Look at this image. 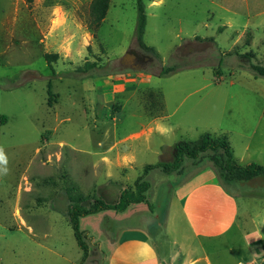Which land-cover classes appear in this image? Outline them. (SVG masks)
<instances>
[{
  "label": "rangeland",
  "instance_id": "374dc122",
  "mask_svg": "<svg viewBox=\"0 0 264 264\" xmlns=\"http://www.w3.org/2000/svg\"><path fill=\"white\" fill-rule=\"evenodd\" d=\"M141 1L142 41L153 53L137 42V0H110L97 29L91 0H0V264H78L71 204L115 202L145 165L172 162L179 141L223 136L234 161L264 166V78L250 69L264 66V0ZM129 50L150 60L124 68ZM45 54L57 58L49 64ZM87 62L95 66L77 70ZM168 67L175 71L160 75ZM208 155L178 173L149 171L145 203L81 217L83 264H98L136 231L148 244L171 242L176 225L194 255L178 199L205 181L234 198L244 236L205 241L211 262H236L229 242L250 255L239 258L245 264H264V178L226 182Z\"/></svg>",
  "mask_w": 264,
  "mask_h": 264
},
{
  "label": "crops",
  "instance_id": "0c3cea01",
  "mask_svg": "<svg viewBox=\"0 0 264 264\" xmlns=\"http://www.w3.org/2000/svg\"><path fill=\"white\" fill-rule=\"evenodd\" d=\"M5 123V117L1 116L0 125ZM248 149L247 143L243 150ZM248 182L250 181L242 183ZM178 206L179 217L184 222L187 232L192 233L198 248L194 255L191 256L190 253L188 235L186 236L183 228L176 225L173 231L180 235L173 237L171 242L157 239L154 244H148L147 236L136 231L133 238L116 243L108 257L101 254V261L98 264H213L204 247L205 241L215 242L214 239L229 234L234 235L236 242L244 240L241 228L237 224L234 198L218 183L205 181L191 187L178 199ZM226 244L228 246L226 251L235 255L236 262L233 264H245L241 259L247 260L250 255L242 258L239 254H234V246L229 242ZM245 250L249 251L247 244Z\"/></svg>",
  "mask_w": 264,
  "mask_h": 264
},
{
  "label": "trees",
  "instance_id": "16d2710c",
  "mask_svg": "<svg viewBox=\"0 0 264 264\" xmlns=\"http://www.w3.org/2000/svg\"><path fill=\"white\" fill-rule=\"evenodd\" d=\"M109 3L110 0H91L89 6V28L97 29L100 26L108 11ZM137 7L139 12L137 42L141 48L153 53L152 48L147 47L142 41L146 24V15L141 0H137ZM249 41L250 40H247L245 46H249ZM233 53H235V51H233ZM236 53L238 52L236 51ZM247 55L250 57L253 56V54ZM44 58L50 64L57 58V55L45 54ZM94 66L95 63L87 62L83 68H78L77 70L86 71ZM250 69L256 76L264 78V66L251 64ZM174 71V67L164 68L161 69L160 75H168ZM174 150L175 152L172 162H160L157 164L145 165L143 168V174L135 180L133 189L127 187L120 188L115 202H106L101 199H96L86 205V198H81V200H76L71 204L67 211V217L77 246L82 252L81 260L78 264H83L88 257V245L85 242L84 232L79 229V219L81 217L97 214L103 211L121 213L131 205L145 203V193L149 189L150 185L146 180H144V178L151 170L159 169L165 174H171L174 172L178 173L182 170L183 163L186 159L196 161L205 153H209V160L217 169L220 177L226 182H247L257 177L264 178V166L256 163L241 165L233 160L230 145L223 136L216 138L210 134H204L200 137V139L194 142L179 141L176 143ZM82 202L84 203L82 204Z\"/></svg>",
  "mask_w": 264,
  "mask_h": 264
},
{
  "label": "water",
  "instance_id": "95a60500",
  "mask_svg": "<svg viewBox=\"0 0 264 264\" xmlns=\"http://www.w3.org/2000/svg\"><path fill=\"white\" fill-rule=\"evenodd\" d=\"M135 60H136V55L130 51H127V53L120 59L119 63L124 68L138 69L137 66L134 64Z\"/></svg>",
  "mask_w": 264,
  "mask_h": 264
},
{
  "label": "flooded vegetation",
  "instance_id": "af4514ba",
  "mask_svg": "<svg viewBox=\"0 0 264 264\" xmlns=\"http://www.w3.org/2000/svg\"><path fill=\"white\" fill-rule=\"evenodd\" d=\"M129 51L136 55V60L134 61V64L137 66V68L143 67L150 60V58L144 54H141L134 50Z\"/></svg>",
  "mask_w": 264,
  "mask_h": 264
},
{
  "label": "clouds",
  "instance_id": "9594fccd",
  "mask_svg": "<svg viewBox=\"0 0 264 264\" xmlns=\"http://www.w3.org/2000/svg\"><path fill=\"white\" fill-rule=\"evenodd\" d=\"M0 163H6V156L2 148H0Z\"/></svg>",
  "mask_w": 264,
  "mask_h": 264
}]
</instances>
